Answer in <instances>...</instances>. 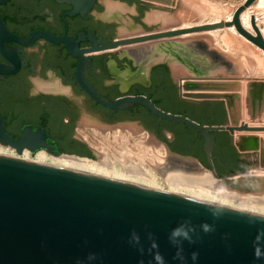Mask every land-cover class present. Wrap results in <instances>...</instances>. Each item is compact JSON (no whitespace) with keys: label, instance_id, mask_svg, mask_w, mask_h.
Listing matches in <instances>:
<instances>
[{"label":"water","instance_id":"1","mask_svg":"<svg viewBox=\"0 0 264 264\" xmlns=\"http://www.w3.org/2000/svg\"><path fill=\"white\" fill-rule=\"evenodd\" d=\"M255 1L244 0L228 20L144 31L131 39L115 41L108 47L235 27L239 34L264 51V34L258 25V21L264 20V10L251 15L254 32L245 28L241 21L242 12ZM0 26V49L12 63L0 64L1 74H14L21 66L19 51L8 46L7 41L29 45L37 35H42L53 42L63 41L72 50L69 38L41 32L31 34L30 39L24 41L8 31L1 17ZM80 58L76 79L97 102L116 110L129 106L136 109L137 105H142L159 120L204 129L187 116L162 110L145 95L116 101L100 96L84 77V68L90 59L83 62L82 55ZM220 76L205 77L204 81L191 83L187 89L201 90V93H192L200 97H221L225 94L216 91L238 90L237 83L227 86L214 81ZM244 83L247 120L235 119L234 126L214 128H228L232 133L264 131V124H260L264 122V80L247 77ZM23 130L20 138L14 137L7 131L5 118L0 116V143L6 148L39 158L42 152L107 169L108 165L101 164L93 156L65 152L47 127L28 124ZM208 139L214 141L213 136ZM261 140L264 141V137ZM258 141L256 136L242 135L237 144L242 150L255 151ZM164 146L167 152L185 158L171 151L166 144ZM90 150L97 155L96 150L91 147ZM206 172L241 193L264 192V175L218 176L214 170ZM205 224L208 225L207 231L203 227ZM181 225L191 226L194 231L191 240H182L179 245L182 250L178 254V246L172 243L170 234ZM133 234L139 237L138 242L133 239ZM157 254L163 257L164 264H264V216L137 184L0 155V264H157Z\"/></svg>","mask_w":264,"mask_h":264},{"label":"flooded vegetation","instance_id":"2","mask_svg":"<svg viewBox=\"0 0 264 264\" xmlns=\"http://www.w3.org/2000/svg\"><path fill=\"white\" fill-rule=\"evenodd\" d=\"M152 7L149 0H0V17L17 39L28 41L31 34L43 32L69 38L72 46L71 50L65 42H53L42 35L29 45L7 41L21 59L16 73H0V116L6 120L7 131L20 138L25 125L47 127L65 152L78 155L73 149L82 146L91 152L82 137L97 126L109 132L134 125L185 157L180 160L214 170L218 176L258 174L254 171L258 166L264 170L263 136L214 128L243 120L241 88L248 73L236 74L225 55L186 49L176 40L108 47L139 35L141 29L154 31L144 20ZM80 55L83 62L90 59L84 77L100 96L116 101L145 95L162 110L187 116L204 129L159 120L142 105L116 110L97 102L76 79ZM0 64H12L1 49ZM213 75H221L214 81L227 86L237 83L238 90L216 91L225 94L221 97H200L192 93L201 90L187 89ZM242 135L256 136L258 148L242 150L237 144Z\"/></svg>","mask_w":264,"mask_h":264},{"label":"bare ground","instance_id":"3","mask_svg":"<svg viewBox=\"0 0 264 264\" xmlns=\"http://www.w3.org/2000/svg\"><path fill=\"white\" fill-rule=\"evenodd\" d=\"M198 1L199 0H182L181 1L182 7L177 13L176 17H178L181 20H184L183 12H185L188 13V15L191 14L190 16H195V15L196 16L199 15V17L207 16L209 17V19L213 20L214 22L219 20L221 14V13L219 14L220 11L222 13L227 12V10H221L219 5H215V3L206 2V5H204L201 2L200 4ZM260 10H264V0H256L241 14L242 24L245 26V28H247L251 32H254L250 23L251 15L255 14L256 12H260ZM233 13H234L233 11L230 14L228 13L229 16L227 17L226 20L230 19ZM154 16L155 17L153 16H149V17L150 19L152 17L160 18L164 20L170 19L169 15L167 14L161 15L159 13H154ZM258 25L264 34V20L258 21ZM189 26L191 25H185V27H189ZM235 33H236L235 27H227L223 31L216 29V30L203 31L200 33L193 32V33L183 34L182 36L180 35L181 36L180 38L183 41L185 40V38H191L192 36L193 38L195 37L198 38V36L200 37L203 36L208 39L214 40L216 44H218L221 47L223 46L228 47V50L232 52L233 50H235L234 47H236V45H234L233 44L234 42L232 41V37H233L232 35ZM258 72L264 74L263 64H260L257 73ZM127 128L126 129L114 128L109 132H105L104 129L106 128L103 129L102 127L97 126V128L93 129L94 130L93 133L86 132L87 136H92V138L94 139L97 138L96 136H101L104 139L106 137L107 139H109L110 136H113L114 144L112 145V147L115 150H117V152L120 150L118 149L116 144L120 145V147H123V151L120 152V155H122L124 159L126 158V160L130 162V164L127 168L124 169L123 174H125L126 172L127 173L125 175H121L120 177L122 178H115L109 175L111 171L116 172L117 168L113 166L114 164L111 165L112 161L108 157L109 156L108 153L111 150V146H109L108 144L102 141H100L98 144H96V142H93L92 145L98 149V152L96 151L97 154L100 156V159L98 161L103 165H108L106 171L88 165H84L81 163H77L74 161H70L67 159L45 154L42 152H40V158L32 157L25 154H22L23 156H20L16 151L6 148L3 145H0V155L20 158L31 162L65 168L95 176L111 178L123 182H128V183L152 188L159 191H163V182L166 180V182L170 186L171 191H164V192L264 216V194L252 193V192L241 193L239 191L231 189L221 179L215 177L211 173H207L206 169H203L202 171H196L193 174H189V173L186 174L187 172L184 173L182 172L183 170L181 171L178 169H168L167 172L164 173L163 175L165 180H163V178L161 177H158L151 169L146 168V164H145L147 162L146 155L155 162H160V161L165 162L171 158L175 159L174 155L168 153L165 150L166 148L164 150L165 152H167V154H165V152H163L164 150L162 149L163 146L160 145L159 142L151 136L144 141L142 140L137 142L138 151L137 152L133 151L131 147L128 145V142L130 141V137L134 134L135 131L133 130V128L132 129H127ZM255 132H260V131H239L237 133L257 134ZM147 148L152 149L153 154L149 153L147 151ZM135 157L139 159L138 163H135L134 161ZM178 158L183 159L181 157ZM254 171L258 174L264 175V170L257 169Z\"/></svg>","mask_w":264,"mask_h":264},{"label":"rangeland","instance_id":"4","mask_svg":"<svg viewBox=\"0 0 264 264\" xmlns=\"http://www.w3.org/2000/svg\"><path fill=\"white\" fill-rule=\"evenodd\" d=\"M171 1L172 2H170V3H159V2H154L152 0H149L150 4H152L154 7H152V9L148 10L146 15L144 16V20L149 25H151L153 27L154 31L180 28V27H185V25H191V26L199 25V24H204V23L210 22V21L213 22V20L209 19V17H207V16L206 17H204V16L199 17V15L198 16H196V15L190 16L191 14L188 15V13H185V12H183L184 20L179 19L178 17H176V15L182 7V5H181L182 0H171ZM242 1L243 0H199L198 2L199 3L201 2L204 5H206V2L215 3V5H219L221 10H227V12L230 14L232 11L234 12L236 10V8L244 2V1L243 2ZM260 11H262V10H260ZM227 12L222 13L220 11L219 14L220 13L221 14H220L219 20H223V21L226 20L227 17L229 16V14ZM154 13H160L161 15L167 14V15H169L170 19L164 20V19H160V18H153V17H155ZM224 13H226V14H224ZM149 16H153V17L150 19ZM226 28L227 27H224V28H220L218 30L223 31ZM133 30H135V28H133ZM214 30H216V29H214ZM144 31L151 32V31L141 29V30H139V33L144 32ZM201 32H203V31H201ZM197 33H200V32H197ZM181 36H175V37H170V38H161V40H176L178 42L184 43L186 49L187 48H191V49L196 48V49H200V50H205L207 52L210 51L211 53L217 52V53H220L222 55H225L231 60V64H233V68H234V71L236 72V74L238 71V73L239 72L240 73L246 72V73L251 74L253 76L262 75V74H258L259 72L257 73V71L259 69L260 64L264 65V51L262 49H260L258 46H256L255 44H253L251 41L246 39L244 36L239 34L237 31L235 34L232 35L233 36L232 41L234 42L233 44L236 45V47H234L235 50H233L232 52L228 50V47H226V46L221 47L218 44H216V42L214 40L208 39V38L203 37V36H201V37L198 36V38L197 37L193 38V36H192L191 38H185V40H183V41L180 38ZM244 85H245V83H244ZM241 97H243L242 118L244 120H247V115L245 113L244 87H242V89H241ZM260 120H261V118H260ZM248 122L250 124L253 123L251 121H248ZM257 123H258V121H257ZM260 124H264V122L261 121ZM133 130L135 132L130 137V141L128 142V145L131 147V149L133 151L137 152L138 151L137 142L142 141V140L143 141L146 140L148 138V133L144 132L143 130H140L139 127H136L134 125H133ZM255 133L260 134L261 136L264 137V134H263L264 131L255 132ZM250 134H253V133H250ZM96 137L97 138L94 139V138H92V136H87L86 133H84L82 138L88 146H90L91 148H93L97 152H98V149L92 145L93 142H96V144H98L100 141H102V142L108 144L109 146H111V150L108 153V155H109L108 157L112 161L111 165L114 164L113 166L115 168H117V171L116 172L111 171L109 175L111 177H115V178H122L120 176L125 175L127 173L126 172L125 174H123V171L130 164V162L127 161L126 158L124 159V157L122 155H120V152L123 151V147H120V145L116 144L118 149L120 150V151H118L119 152L118 153L117 150H115L112 147V145L114 144V137L113 136H110L109 139H107V137L104 139L101 136H96ZM159 144L163 146L162 149L164 150L165 146L163 144H161L160 142H159ZM0 145H2V144L0 143ZM165 150L163 152H165ZM147 151L149 153L153 154L152 149L147 148ZM165 154H167V152H165ZM18 155L23 156L22 154H19V153H18ZM92 156L96 160L100 159V156L98 154L92 155ZM32 157H34V156H32ZM146 160H147V162L145 163L146 168L151 169L158 177L163 178V180H165L163 175H164V173L167 172L168 169H178L181 171L183 170L182 172H184V173L187 172L186 174H188V173L193 174L196 171H202L203 170L202 168H200L198 166H193L192 164H190L186 161H182V160H180V158L178 159L177 157H175V159L171 158L165 162L164 161L163 162H161V161L155 162L146 155ZM134 161H135V163H138L139 159L137 157H135ZM163 191H171L170 186L166 182V180L163 182ZM260 194H264V192H260Z\"/></svg>","mask_w":264,"mask_h":264},{"label":"clouds","instance_id":"5","mask_svg":"<svg viewBox=\"0 0 264 264\" xmlns=\"http://www.w3.org/2000/svg\"><path fill=\"white\" fill-rule=\"evenodd\" d=\"M203 227L205 231L208 230L207 224L203 225ZM193 231L194 229L191 226L181 225L173 229V231L171 232L170 240L172 241L173 244L178 246V254H179V251L182 250L179 248V245L181 244L182 240H191L192 239L191 233ZM133 239L137 242L139 241V237L135 234H133ZM153 247H156L155 243H153ZM193 259H195V253L193 254ZM155 260L157 264H164L163 257L159 254L155 256Z\"/></svg>","mask_w":264,"mask_h":264},{"label":"trees","instance_id":"6","mask_svg":"<svg viewBox=\"0 0 264 264\" xmlns=\"http://www.w3.org/2000/svg\"><path fill=\"white\" fill-rule=\"evenodd\" d=\"M73 152L77 153L79 156H92L93 154L86 148L82 146L80 149H73Z\"/></svg>","mask_w":264,"mask_h":264},{"label":"crops","instance_id":"7","mask_svg":"<svg viewBox=\"0 0 264 264\" xmlns=\"http://www.w3.org/2000/svg\"><path fill=\"white\" fill-rule=\"evenodd\" d=\"M258 74H261V73H258ZM249 78H259V79H263L264 80V74L259 75V76H257V75L253 76V75L249 74ZM245 134H250V133H245Z\"/></svg>","mask_w":264,"mask_h":264}]
</instances>
